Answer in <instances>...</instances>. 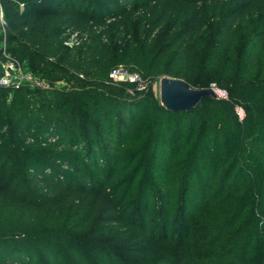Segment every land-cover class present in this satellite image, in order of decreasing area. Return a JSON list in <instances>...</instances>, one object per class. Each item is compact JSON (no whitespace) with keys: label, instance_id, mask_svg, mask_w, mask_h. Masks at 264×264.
<instances>
[{"label":"trees","instance_id":"16d2710c","mask_svg":"<svg viewBox=\"0 0 264 264\" xmlns=\"http://www.w3.org/2000/svg\"><path fill=\"white\" fill-rule=\"evenodd\" d=\"M263 9L0 0L1 60L44 84L0 86V264H264V76L249 52L220 64L223 36L210 46V26L229 33ZM120 66L146 87L113 82ZM161 76L226 98L167 111ZM205 100L218 117L200 115ZM209 217L211 241L233 243L216 260L195 241Z\"/></svg>","mask_w":264,"mask_h":264},{"label":"rangeland","instance_id":"374dc122","mask_svg":"<svg viewBox=\"0 0 264 264\" xmlns=\"http://www.w3.org/2000/svg\"><path fill=\"white\" fill-rule=\"evenodd\" d=\"M222 27L219 24L210 26V46L215 42L216 39L218 41L221 39V36L226 38V43H224V47L220 52V64H226L231 61L240 51L249 52L251 54L252 59V69H253V78H259V76H264V9L259 10L254 15L247 16L241 23L237 24L231 32L225 33L221 29ZM222 37V38H223ZM195 88V87H192ZM209 88L215 90L216 94L219 98H226V90L216 86L215 83H211ZM151 89L153 91L154 96L158 100L159 97V80L155 79L151 82ZM218 109L212 107L208 100L203 101V109L201 111L202 117H208L211 113L214 114V117L219 116ZM243 115V112H242ZM198 116V115H197ZM239 116V115H238ZM188 118L193 123L196 115H189ZM210 217L208 220L203 221V225L199 226L201 229L199 231H195V241L197 246L203 245H211L209 247L212 252H210V256L215 255L220 251L221 248H231L233 245L232 242H218L216 245L214 244L218 237L213 239L209 238L208 234L210 233ZM198 227V228H199ZM208 227V229H207ZM256 234L258 238V248L264 247V240L261 238L258 229H256ZM205 234L206 237L204 236ZM244 236L240 235V238ZM237 235L231 237L232 240H235ZM210 239V241H209ZM214 240V241H211ZM213 244V245H212ZM209 245V246H210ZM222 252V251H221ZM221 259V258H220ZM216 260V259H215ZM258 260L260 262V256H258ZM233 262V259H231ZM211 262V261H210ZM211 264H216L212 262Z\"/></svg>","mask_w":264,"mask_h":264},{"label":"water","instance_id":"95a60500","mask_svg":"<svg viewBox=\"0 0 264 264\" xmlns=\"http://www.w3.org/2000/svg\"><path fill=\"white\" fill-rule=\"evenodd\" d=\"M158 80L159 104L170 112L185 113L195 108L203 98H219L212 88L195 89L180 79L168 76H161Z\"/></svg>","mask_w":264,"mask_h":264},{"label":"built area","instance_id":"2783aa9c","mask_svg":"<svg viewBox=\"0 0 264 264\" xmlns=\"http://www.w3.org/2000/svg\"><path fill=\"white\" fill-rule=\"evenodd\" d=\"M3 24V15L0 10V25ZM1 56H4V53L2 52V48L0 46V86H18L21 84H28L32 87L44 86L41 80L30 73L24 72L18 64L9 60L2 61ZM109 78L116 83L135 84L136 90H143L146 87V83L141 80L137 73H131L122 66L111 70ZM236 112L240 117L242 116V110L240 108H237Z\"/></svg>","mask_w":264,"mask_h":264}]
</instances>
